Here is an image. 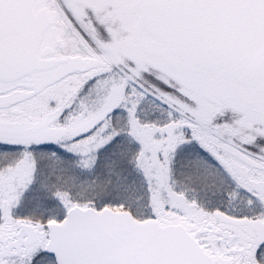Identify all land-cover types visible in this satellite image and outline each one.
Instances as JSON below:
<instances>
[{"label":"snow or ice","instance_id":"1","mask_svg":"<svg viewBox=\"0 0 264 264\" xmlns=\"http://www.w3.org/2000/svg\"><path fill=\"white\" fill-rule=\"evenodd\" d=\"M0 264H264V0H0Z\"/></svg>","mask_w":264,"mask_h":264}]
</instances>
